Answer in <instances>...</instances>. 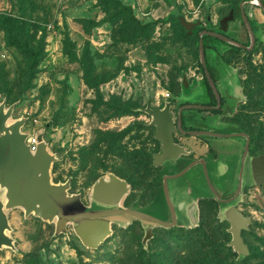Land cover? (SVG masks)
<instances>
[{
	"label": "rangeland",
	"instance_id": "obj_1",
	"mask_svg": "<svg viewBox=\"0 0 264 264\" xmlns=\"http://www.w3.org/2000/svg\"><path fill=\"white\" fill-rule=\"evenodd\" d=\"M254 2L0 0V103L13 105L11 121L24 120L20 131L27 141L43 133L55 157L51 180L69 182L68 194H79L88 205L95 180L113 173L129 186L122 206L144 207L160 183L152 164L159 145L141 109L168 101L176 106L183 75L189 82L204 79L199 33L219 34L218 23L230 10L233 20L223 37L242 47L227 50L214 37L212 44L224 51L223 65L243 88L234 121L252 139L254 154L264 153V14ZM241 11L251 16L255 36H263L255 48H249ZM180 18L200 25L188 35ZM204 52L208 67L222 65L218 52ZM216 85L224 107L232 111L235 101L224 94L227 80ZM193 100L210 102L204 89ZM197 114L185 111L184 120ZM239 141L206 139L222 158L225 148ZM243 195L238 206L251 220L241 232L249 248L244 259L227 245L228 222L217 217L213 203L202 202L194 228L155 227L143 247L139 221L126 228L112 224L111 235L94 250L80 243L71 225L55 235L54 223L14 208L7 211L14 248H0V264H205L206 259L209 264H264V189Z\"/></svg>",
	"mask_w": 264,
	"mask_h": 264
},
{
	"label": "water",
	"instance_id": "obj_2",
	"mask_svg": "<svg viewBox=\"0 0 264 264\" xmlns=\"http://www.w3.org/2000/svg\"><path fill=\"white\" fill-rule=\"evenodd\" d=\"M257 5L262 8L260 0ZM241 17L250 38V47L254 46V36L246 16L241 12ZM233 19V11L219 21V31L225 33L227 24ZM182 27L188 35L193 34L200 22H187L180 18ZM208 35L235 46L241 44L226 39L222 35L213 32L199 33V56L204 67V48L202 37ZM205 75L213 90L217 103L219 97L212 85L207 71ZM187 85L186 76H182L181 87ZM241 100L244 98L241 97ZM170 103L166 102L162 109L149 106L141 109L151 121L150 127L155 128L154 139L160 142V152L153 154V166H163L170 161H176L180 155H186L182 147L174 143L172 136L173 120L170 115ZM13 105L6 108L5 102L0 103V248L13 249L14 245L8 232L7 211L19 208L25 216L34 215L48 223H54L55 235L65 233L68 225L87 249H98L99 246L111 235L112 224L126 228L132 221H139L144 228L142 239L143 247L153 237V229L162 227L172 229L174 227L194 228L198 225L197 201L181 188H176L175 193L170 189L168 181L178 178L187 172L194 161L181 173L176 175L164 174L162 176L161 202L154 200L150 204L140 207L138 204L130 208L122 206L124 198L129 192L127 182L113 173H107L95 180L89 195V204L85 205L79 194H68L69 182L55 184L51 180L50 169L55 157L47 150L43 140V133L38 132L34 137L35 148L31 150L27 144V135L21 133L24 124L23 119L11 121ZM250 178L252 183L264 188V154L252 158L250 163ZM216 199L221 201L213 192ZM231 199L221 201L229 205L218 213L220 220L229 223L227 232L231 239L227 244L240 259L249 254L248 246L241 236L242 231L248 230L251 223L249 217L243 216L233 205Z\"/></svg>",
	"mask_w": 264,
	"mask_h": 264
},
{
	"label": "flooded vegetation",
	"instance_id": "obj_3",
	"mask_svg": "<svg viewBox=\"0 0 264 264\" xmlns=\"http://www.w3.org/2000/svg\"><path fill=\"white\" fill-rule=\"evenodd\" d=\"M257 44L258 42L255 41L254 46L252 48H255ZM218 71L220 73V78L218 83H220L224 78L225 80H227L228 78H232L236 76L235 74L231 75L230 71L224 65H222L220 69L218 68ZM216 83L217 82H215V87L219 95V103H217L216 100L213 101V104H211V101L207 103H203L202 105H204V107L207 109L203 113L197 114L196 117L191 116L192 120H189L187 118V120L185 121L184 112L195 110L193 107H191L194 104H197L196 102H194L193 98H195L198 95V93H200L201 90L203 89L210 98L207 91V85L204 84V81L200 83L196 79H193L190 82L187 80L186 88L182 89L180 84L179 95L174 97L175 99L174 102H176L177 105L173 107L172 105L173 102L168 101V103H170V109H169L170 115L173 120L172 136L174 139V143L182 147L184 151L187 152L186 155H180L179 158L176 160L177 163L175 165V169L177 171H182L190 163L194 161L198 162L197 167L192 172H190L187 178L188 181L191 180V184H190L191 192L194 195H197L198 206L202 202H211L213 203L214 207H216L217 216H218L219 211L221 209L226 208L229 205V203H231V202L224 203L221 201L228 200L236 194V197L232 200L233 205L243 216L248 217L241 211L238 204L244 201L243 194L247 189H252L254 187L262 188V186L258 184H254L251 181L250 163L252 158L263 155L264 153L254 154L251 144L252 139L249 137L247 132H245V130L237 122L234 121L236 111L239 107L238 103L243 101L241 100V97L244 98L243 88L241 83L238 81L242 89L234 93L232 96H228L226 94L227 89L224 92V94H226V96L230 101L232 100L235 101V103L233 104L234 107L232 111L224 107L222 102V96L217 89ZM163 107L164 105L162 107H159L158 109H162ZM172 108L174 110H172ZM212 126L214 128H212ZM197 128L203 130L210 128L212 129L217 128L220 134L239 133L242 135L234 138V139L239 138L240 141L238 144H229L230 148L229 147L227 149L225 148L224 150L226 152L225 158L220 157L218 151L211 149L207 145L206 139L208 138H204V137L199 138V142H201L202 144H206L208 146L209 153L206 156L193 158L190 150L186 149L182 145V140L191 137L188 134H186L187 131H195ZM156 141L158 142L159 145V149L157 152L159 153L160 142L158 140ZM239 144H240L239 150H236ZM155 168L158 169L161 178L164 168L162 166ZM216 174H218L219 176L218 179H216L215 177ZM206 178L209 181V183L206 181ZM200 179L203 180L202 183L199 182ZM234 180H235V184H234ZM247 183H250V185H248ZM233 184L237 186L235 187L233 192L228 193V191L232 188ZM245 184H247L248 186H246ZM210 187L214 189V191L216 192V194L218 195L221 201L207 194V191H210ZM222 221H226V220H222Z\"/></svg>",
	"mask_w": 264,
	"mask_h": 264
},
{
	"label": "crops",
	"instance_id": "obj_4",
	"mask_svg": "<svg viewBox=\"0 0 264 264\" xmlns=\"http://www.w3.org/2000/svg\"><path fill=\"white\" fill-rule=\"evenodd\" d=\"M256 1V0H255ZM260 2H261V4H262V8L260 7V6H258L257 5V2H254V3H252V4H254V5H257L259 8V10L261 11V14H264V3L260 0ZM231 11V10H230ZM229 11V12H230ZM233 11V10H232ZM241 12H243L244 13V15L245 16H247L248 18H249V21H248V19H247V21H248V23H249V25H250V28L252 29V32H253V36H254V43H255V41H257V42H260V40L262 39V37L263 36H260V37H256L255 35H256V32H255V29H254V27H253V25H252V21H251V16L249 17L248 15V13H246V12H244V11H241ZM246 17V18H247ZM224 18V17H223ZM233 20V19H232ZM231 20V21H232ZM230 22V21H229ZM228 22V23H229ZM243 24V27L245 28V31H246V35H247V39H248V41H249V45H250V38H249V34H248V32H247V29H246V27H245V25H244V22H243V20H242V17H241V25ZM218 25H219V23H218ZM227 26H228V24H227ZM219 29V28H218ZM226 32H227V28H226ZM226 32L225 33H223V32H221V31H219V34L220 35H222V36H224L225 34H226ZM226 36V35H225ZM263 39H264V37H263ZM233 40V39H232ZM233 41H235V40H233ZM235 42H238V41H235ZM225 43V42H224ZM227 44V43H226ZM227 45H229V44H227ZM227 50H229L228 48H226ZM224 52V51H223ZM223 52L221 53V58H220V60H221V63H222V54H223ZM222 65H223V63H222ZM222 65H219V69L222 67ZM218 67V66H217ZM216 67V70L218 71V68ZM204 75H203V77H204V79L202 80V81H204V84L205 85H207V91H208V89L210 88L211 89V91H212V93H213V90H212V88H211V86H210V84H209V81H208V79H207V77H206V75H205V61H204ZM208 73V72H207ZM209 76V75H208ZM209 78H210V80H211V82H212V85H213V87L215 88V90H216V87H215V82H217V81H219V78H220V73H219V71H218V74L216 75V80L215 81H213L212 80V78L209 76ZM223 78V77H222ZM187 79V78H186ZM225 79V78H224ZM228 81H227V85H228V88H227V91H226V94L228 95V96H232L234 93H236L237 91H239V90H241L242 88H241V86H240V84L238 83V79H237V77L236 76H234V77H232V78H228L227 79ZM201 81V82H202ZM200 82V81H199ZM200 82V83H201ZM217 91V90H216ZM208 94H209V96H210V101H211V104H213V101L214 100H216V98H212L211 97V95H210V93H209V91H208ZM218 94V93H217ZM213 95H214V93H213ZM214 97H215V95H214ZM218 97H219V95H218ZM191 107H193L195 110H197L198 111V114L199 113H203L207 108H205L204 107V105H202V103H197V104H194L193 106H191ZM212 128H214L213 126H212ZM212 128H210V129H205V130H203V129H200V128H197L195 131H187L186 132V134H188L189 136H191L190 138H185V139H183L182 140V145L186 148V149H188V150H190V152H191V154H192V156H193V158H197V157H200V156H206L208 153H209V150H208V146L206 145V144H202L201 142H199V138H208V139H213V140H218V139H227V140H231V141H235V139L234 138H236V137H239V136H241L242 134H239V133H221L220 134V132H218V129L216 130V129H212ZM244 136V135H243ZM232 144H234V143H232ZM246 152V151H245ZM245 154V153H244ZM245 156V155H244ZM176 163H177V161H170V162H167V163H165L162 167L164 168V171L162 172V175H161V178H160V175H158V177L160 178V183H159V185L155 188V191H154V198L152 199V201L151 202H153L154 200H157V201H159V202H161L162 200H163V193H162V176L164 175V174H168V175H176V174H179V173H181L182 171H177L176 169H175V165H176ZM197 164H198V162H197ZM197 164L196 165H194V166H192L187 172H185L184 174H182L181 176H179L178 178H172V179H170L169 181H168V183H169V187H170V189L175 193V191H176V188H181L185 193H187V194H189V195H193L192 194V192H191V190H190V184H191V180L190 181H188V175L190 174V172H192L196 167H197ZM185 169V168H184ZM183 169V170H184ZM215 177H216V179H218L219 178V176H218V174H216L215 175ZM241 183V182H240ZM239 187H240V185H239ZM210 192H211V196H213L214 198H215V196L213 195V192H215L214 191V189H212L211 187H210ZM216 193V192H215ZM217 195V194H216ZM236 195V194H235ZM234 195V196H235ZM218 196V195H217ZM233 196V197H234ZM195 199H196V201H197V207H198V198L197 197H194ZM231 199V198H230ZM150 202V203H151ZM150 203H147V205L148 204H150Z\"/></svg>",
	"mask_w": 264,
	"mask_h": 264
},
{
	"label": "trees",
	"instance_id": "obj_5",
	"mask_svg": "<svg viewBox=\"0 0 264 264\" xmlns=\"http://www.w3.org/2000/svg\"><path fill=\"white\" fill-rule=\"evenodd\" d=\"M247 17V16H246ZM247 19H248V21H249V18L247 17ZM243 25V24H242ZM213 40H215L213 37H210V36H208V35H204L203 37H202V41H203V47H204V49L205 48H208L209 49V53L211 54V55H213V52L212 51H214V52H218V49H217V47L215 46V45H213L212 44V41ZM223 42V41H222ZM224 43V42H223ZM207 44V45H206ZM226 44V43H225ZM226 47L230 50V49H235V50H237V48L236 47H233V46H231V45H227L226 44ZM222 53V52H221ZM221 53H217L216 55H217V57L218 58H221ZM204 61H205V70L208 72V75L212 78V80L213 81H215L216 80V75L218 74V71L216 70V68H211V67H208V64H207V61H206V54H205V52H204ZM204 75V74H203ZM208 91H209V93H210V95H211V97L214 99L215 97H214V95H213V93H212V91H211V89L209 88L208 89ZM158 181L160 182V178L158 179ZM249 249V248H248ZM209 264L208 263V261H207V259H206V262H205V264Z\"/></svg>",
	"mask_w": 264,
	"mask_h": 264
},
{
	"label": "built area",
	"instance_id": "obj_6",
	"mask_svg": "<svg viewBox=\"0 0 264 264\" xmlns=\"http://www.w3.org/2000/svg\"><path fill=\"white\" fill-rule=\"evenodd\" d=\"M27 144L30 146L31 150H34L35 148V141L34 139L28 140Z\"/></svg>",
	"mask_w": 264,
	"mask_h": 264
},
{
	"label": "bare ground",
	"instance_id": "obj_7",
	"mask_svg": "<svg viewBox=\"0 0 264 264\" xmlns=\"http://www.w3.org/2000/svg\"><path fill=\"white\" fill-rule=\"evenodd\" d=\"M238 201V200H237ZM235 203V202H234Z\"/></svg>",
	"mask_w": 264,
	"mask_h": 264
}]
</instances>
